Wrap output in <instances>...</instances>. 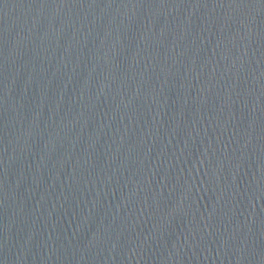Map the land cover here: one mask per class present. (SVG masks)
I'll use <instances>...</instances> for the list:
<instances>
[{"label": "water", "instance_id": "1", "mask_svg": "<svg viewBox=\"0 0 264 264\" xmlns=\"http://www.w3.org/2000/svg\"><path fill=\"white\" fill-rule=\"evenodd\" d=\"M0 264H264V0H0Z\"/></svg>", "mask_w": 264, "mask_h": 264}]
</instances>
